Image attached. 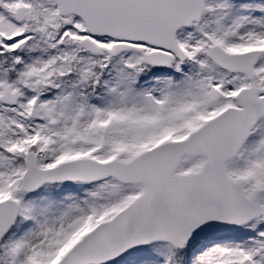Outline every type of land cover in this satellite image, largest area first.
<instances>
[{
  "label": "snow or ice",
  "instance_id": "obj_1",
  "mask_svg": "<svg viewBox=\"0 0 264 264\" xmlns=\"http://www.w3.org/2000/svg\"><path fill=\"white\" fill-rule=\"evenodd\" d=\"M0 264H264V0H0Z\"/></svg>",
  "mask_w": 264,
  "mask_h": 264
}]
</instances>
